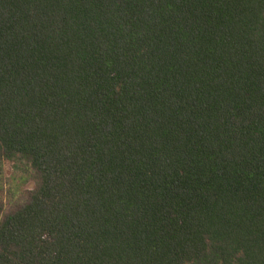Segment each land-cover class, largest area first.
<instances>
[{
    "label": "trees",
    "instance_id": "obj_1",
    "mask_svg": "<svg viewBox=\"0 0 264 264\" xmlns=\"http://www.w3.org/2000/svg\"><path fill=\"white\" fill-rule=\"evenodd\" d=\"M0 264H264V0H0Z\"/></svg>",
    "mask_w": 264,
    "mask_h": 264
},
{
    "label": "rangeland",
    "instance_id": "obj_2",
    "mask_svg": "<svg viewBox=\"0 0 264 264\" xmlns=\"http://www.w3.org/2000/svg\"><path fill=\"white\" fill-rule=\"evenodd\" d=\"M33 182L30 181L28 173L15 169L10 163L4 168V176L0 181L1 199L6 203L9 199L19 198L24 191L32 189Z\"/></svg>",
    "mask_w": 264,
    "mask_h": 264
}]
</instances>
